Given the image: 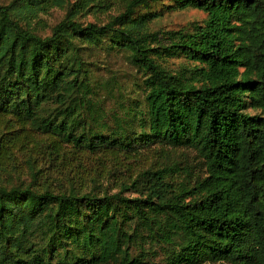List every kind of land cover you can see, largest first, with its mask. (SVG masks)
<instances>
[{
  "label": "trees",
  "instance_id": "1",
  "mask_svg": "<svg viewBox=\"0 0 264 264\" xmlns=\"http://www.w3.org/2000/svg\"><path fill=\"white\" fill-rule=\"evenodd\" d=\"M0 264H264V0L0 3Z\"/></svg>",
  "mask_w": 264,
  "mask_h": 264
},
{
  "label": "rangeland",
  "instance_id": "2",
  "mask_svg": "<svg viewBox=\"0 0 264 264\" xmlns=\"http://www.w3.org/2000/svg\"><path fill=\"white\" fill-rule=\"evenodd\" d=\"M11 0H0V3H7ZM71 2H74V0H69ZM111 1V0H110ZM114 1V0H113ZM116 8V5L113 9L109 10V13H114ZM64 11L62 8L59 7H53L51 9L50 13L47 14H40V17L45 21V24L50 26L53 25L55 22H57L63 15ZM163 18L159 20V23L163 25L164 28L169 29H178L180 26H189L192 23H202V21L205 18V14L197 9L188 8L181 11H167ZM81 20L84 21H97L99 20H105L107 15L105 13H97L95 14L93 11L88 12L87 14H82ZM49 29V27L46 28V31ZM162 64L168 68V70L171 71H177L182 68H188L192 65L190 61L185 59L182 55L176 54L172 57H164L163 60H161ZM109 66L113 69H119L121 70V73L129 72V65L122 59V58H116L109 60ZM173 158L177 159L180 164L182 165H190L194 169H196V172H199L200 169V162L196 158L195 153L191 150H177L172 151Z\"/></svg>",
  "mask_w": 264,
  "mask_h": 264
}]
</instances>
